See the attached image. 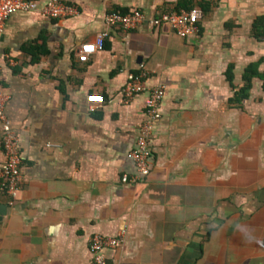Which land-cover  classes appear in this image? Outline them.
Returning a JSON list of instances; mask_svg holds the SVG:
<instances>
[{
	"label": "crops",
	"instance_id": "1",
	"mask_svg": "<svg viewBox=\"0 0 264 264\" xmlns=\"http://www.w3.org/2000/svg\"><path fill=\"white\" fill-rule=\"evenodd\" d=\"M61 1L79 14L16 13L0 34V91L23 156L17 200L0 197V264H91L96 234L124 237L105 251L109 263L264 264L261 81L234 100L249 65L264 71L253 28L264 0ZM186 5L203 10L187 38L167 24L124 31L105 22L114 11L152 19ZM101 36L104 49L81 61V47ZM28 46L46 52L35 61ZM140 69L165 96L149 139L151 172L124 184L136 172L129 155L149 94L126 101L123 88ZM2 140L0 121V169Z\"/></svg>",
	"mask_w": 264,
	"mask_h": 264
},
{
	"label": "built area",
	"instance_id": "2",
	"mask_svg": "<svg viewBox=\"0 0 264 264\" xmlns=\"http://www.w3.org/2000/svg\"><path fill=\"white\" fill-rule=\"evenodd\" d=\"M42 6V7H40ZM40 9L43 17L53 20H62L79 14L77 6L65 3L61 0H0V34L4 31L7 21L16 13H29ZM203 18V10L193 7L190 10L182 9L178 12L162 13L152 19H147L139 10L128 13L111 12L106 15L105 22L111 27H117L124 31L137 29L145 21L153 26L169 25L180 38H187L196 33L197 25ZM104 49V36L99 37L94 43L82 46L79 59L87 61L90 55ZM149 73L145 69L128 75L126 85L123 88V97L126 101L136 95L148 92L146 103L147 120L141 125L136 148L131 151L130 159L133 161L136 172L134 175H124L122 182L132 184L146 179L150 172L149 139L154 123L161 117L160 107L165 96L162 86L148 88L146 80ZM89 103L102 105L104 97L91 95ZM6 97L0 91V121L3 129V149L5 162L0 169V197L9 198V204L14 205L17 200L22 180L21 168L23 156L20 150V142L17 133L13 130L11 122L5 113ZM123 236L105 237L100 234L93 235L90 239L89 249L92 255L91 264H118L109 263L105 255L107 249H116L124 243Z\"/></svg>",
	"mask_w": 264,
	"mask_h": 264
},
{
	"label": "trees",
	"instance_id": "3",
	"mask_svg": "<svg viewBox=\"0 0 264 264\" xmlns=\"http://www.w3.org/2000/svg\"><path fill=\"white\" fill-rule=\"evenodd\" d=\"M192 6H187L185 7L186 10L192 9ZM204 8V5H203ZM254 35L255 37L259 40L262 41L264 40V16L257 17L254 22ZM25 51L29 54L31 53L33 55L34 60H38L36 57L37 54H43L46 51H44L42 48L37 47H26ZM259 66L260 63H253L249 65L246 69L245 72L243 73V86L236 92L234 100L237 102H241L250 96V92L253 87V81L254 79H259L261 81L262 89L264 91V71L260 72L259 71ZM227 76L230 81L233 80V66H230L228 71H227Z\"/></svg>",
	"mask_w": 264,
	"mask_h": 264
}]
</instances>
